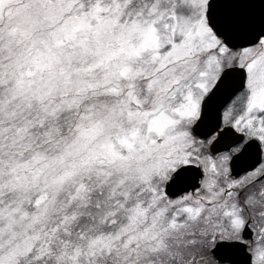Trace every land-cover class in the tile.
<instances>
[{
    "label": "snow or ice",
    "instance_id": "obj_1",
    "mask_svg": "<svg viewBox=\"0 0 264 264\" xmlns=\"http://www.w3.org/2000/svg\"><path fill=\"white\" fill-rule=\"evenodd\" d=\"M0 264H264V0H0Z\"/></svg>",
    "mask_w": 264,
    "mask_h": 264
}]
</instances>
